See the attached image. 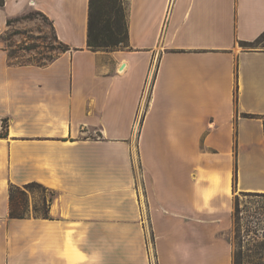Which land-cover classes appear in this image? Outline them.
Wrapping results in <instances>:
<instances>
[{"label":"crops","instance_id":"1","mask_svg":"<svg viewBox=\"0 0 264 264\" xmlns=\"http://www.w3.org/2000/svg\"><path fill=\"white\" fill-rule=\"evenodd\" d=\"M126 1L111 51L87 47L89 0L0 6V264H233L237 196L264 193V48L240 44L264 0ZM30 9L69 47L46 63L1 39ZM32 181L52 218L10 217Z\"/></svg>","mask_w":264,"mask_h":264},{"label":"rangeland","instance_id":"2","mask_svg":"<svg viewBox=\"0 0 264 264\" xmlns=\"http://www.w3.org/2000/svg\"><path fill=\"white\" fill-rule=\"evenodd\" d=\"M122 1L127 10V1ZM1 39L9 58L14 62L46 63L61 51L49 20L34 9L9 20ZM241 46L264 48V38L254 45ZM21 188L27 192L28 210L31 214L34 205L42 206V200L50 196L49 192L36 187ZM230 236L233 243V264H264V194L237 196L234 226Z\"/></svg>","mask_w":264,"mask_h":264},{"label":"trees","instance_id":"3","mask_svg":"<svg viewBox=\"0 0 264 264\" xmlns=\"http://www.w3.org/2000/svg\"><path fill=\"white\" fill-rule=\"evenodd\" d=\"M3 5L4 0H0V6ZM262 38H264V32L253 41H241L240 44L254 45L259 43ZM86 43L87 47L92 51H111L119 47L129 48L127 10H125L122 0L121 3L120 0H89ZM59 44L61 45V51L69 49L67 45L61 42H59ZM249 47L254 48L253 46ZM261 118L264 128V115H262ZM6 134L7 130L0 133V136H6ZM22 186L26 189L29 187H36L44 192H49L50 196L42 200V206H33L32 215L42 218H52L49 209L53 200L56 198L55 190L35 181L26 183ZM27 202L28 196L26 190L22 189L21 186L10 185L9 216L13 218H24L30 215L31 213H29ZM262 247L261 244L260 248Z\"/></svg>","mask_w":264,"mask_h":264},{"label":"built area","instance_id":"4","mask_svg":"<svg viewBox=\"0 0 264 264\" xmlns=\"http://www.w3.org/2000/svg\"><path fill=\"white\" fill-rule=\"evenodd\" d=\"M147 95V94H146ZM146 99V96H145ZM7 127V121L0 117V133H3Z\"/></svg>","mask_w":264,"mask_h":264}]
</instances>
